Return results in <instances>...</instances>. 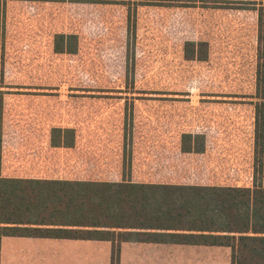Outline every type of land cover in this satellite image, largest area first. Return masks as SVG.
Returning a JSON list of instances; mask_svg holds the SVG:
<instances>
[{
    "label": "rangeland",
    "instance_id": "rangeland-1",
    "mask_svg": "<svg viewBox=\"0 0 264 264\" xmlns=\"http://www.w3.org/2000/svg\"><path fill=\"white\" fill-rule=\"evenodd\" d=\"M3 3L0 173L120 181L125 143L133 182L264 188V0ZM59 33L78 36L75 54L53 51ZM187 41L206 42L207 59L186 60ZM52 128L74 129V147H51ZM184 133L204 135L205 152L182 153ZM203 251L230 264L229 248Z\"/></svg>",
    "mask_w": 264,
    "mask_h": 264
},
{
    "label": "trees",
    "instance_id": "trees-1",
    "mask_svg": "<svg viewBox=\"0 0 264 264\" xmlns=\"http://www.w3.org/2000/svg\"><path fill=\"white\" fill-rule=\"evenodd\" d=\"M1 7L0 49L5 3ZM128 36L133 38L134 30L129 29ZM263 43L264 37L259 36V47ZM78 44L77 35L59 33L54 36L53 51L75 54ZM184 52L188 61H205L207 43L187 41ZM257 59V78L264 83V57ZM261 112L256 110L255 153L263 142ZM75 141L72 128L50 131L53 148H73ZM126 146L120 181L0 176V239L110 241L112 264L118 260L115 242L122 241L226 247L231 250L230 264H264L263 187L255 182L252 187L133 182L131 152L125 157ZM180 150L204 153V135L182 134Z\"/></svg>",
    "mask_w": 264,
    "mask_h": 264
},
{
    "label": "crops",
    "instance_id": "crops-1",
    "mask_svg": "<svg viewBox=\"0 0 264 264\" xmlns=\"http://www.w3.org/2000/svg\"><path fill=\"white\" fill-rule=\"evenodd\" d=\"M115 246L116 264H203V248L212 247L147 241L115 242ZM113 247L110 241L1 237L0 264H112Z\"/></svg>",
    "mask_w": 264,
    "mask_h": 264
}]
</instances>
